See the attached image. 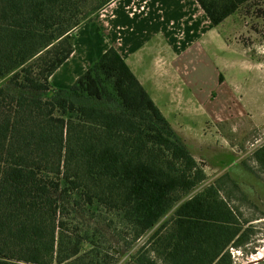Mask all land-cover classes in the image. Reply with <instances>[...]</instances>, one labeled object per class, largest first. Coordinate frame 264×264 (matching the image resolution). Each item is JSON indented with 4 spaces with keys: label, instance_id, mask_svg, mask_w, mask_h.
<instances>
[{
    "label": "trees",
    "instance_id": "trees-1",
    "mask_svg": "<svg viewBox=\"0 0 264 264\" xmlns=\"http://www.w3.org/2000/svg\"><path fill=\"white\" fill-rule=\"evenodd\" d=\"M112 1L0 0V264H116L149 232L137 264H236L250 220L220 179L185 198L207 174L115 47L50 81ZM197 1L218 26L252 0Z\"/></svg>",
    "mask_w": 264,
    "mask_h": 264
},
{
    "label": "rangeland",
    "instance_id": "rangeland-1",
    "mask_svg": "<svg viewBox=\"0 0 264 264\" xmlns=\"http://www.w3.org/2000/svg\"><path fill=\"white\" fill-rule=\"evenodd\" d=\"M262 4L261 0H252L218 26L203 24L179 43L180 48L184 40L198 43L207 65L204 73L212 74L210 80L216 79L215 70L224 77V87L215 88L209 82L203 87L201 101L176 73L172 61L179 53L165 42L164 36L146 43L139 55L145 54V58L137 63L139 67H134L146 90L207 174L206 180L185 198L220 179L222 197L239 210L241 219L250 220L246 226L254 232L239 248L237 264H264V170L255 158V151L264 144V16L259 10L264 7ZM220 75L217 83L222 82ZM205 87L209 89L205 91ZM173 210L166 218L173 215ZM150 234L134 241L129 249L121 244V251L111 250L110 256L117 257L116 264H137L136 256L147 246Z\"/></svg>",
    "mask_w": 264,
    "mask_h": 264
},
{
    "label": "crops",
    "instance_id": "crops-1",
    "mask_svg": "<svg viewBox=\"0 0 264 264\" xmlns=\"http://www.w3.org/2000/svg\"><path fill=\"white\" fill-rule=\"evenodd\" d=\"M203 24L214 26L197 0H113L74 30V51L50 76V81L55 87H70L111 46L136 74L134 67H139L137 63L145 58V54L139 56L140 51L145 50L150 39L162 35L179 53L172 61L176 73L201 101L203 87L208 82L215 88L224 87V77L217 83L220 75L217 70L214 80L209 79L212 74L204 73L207 65L198 43L184 40L183 48L178 46ZM181 88L178 91L181 92Z\"/></svg>",
    "mask_w": 264,
    "mask_h": 264
},
{
    "label": "built area",
    "instance_id": "built-area-1",
    "mask_svg": "<svg viewBox=\"0 0 264 264\" xmlns=\"http://www.w3.org/2000/svg\"><path fill=\"white\" fill-rule=\"evenodd\" d=\"M230 252L232 254V257L234 258L235 263L237 264V262L239 261V256L241 253V250L239 249V247H234V246H230Z\"/></svg>",
    "mask_w": 264,
    "mask_h": 264
},
{
    "label": "flooded vegetation",
    "instance_id": "flooded-vegetation-1",
    "mask_svg": "<svg viewBox=\"0 0 264 264\" xmlns=\"http://www.w3.org/2000/svg\"><path fill=\"white\" fill-rule=\"evenodd\" d=\"M264 252V251H263Z\"/></svg>",
    "mask_w": 264,
    "mask_h": 264
}]
</instances>
